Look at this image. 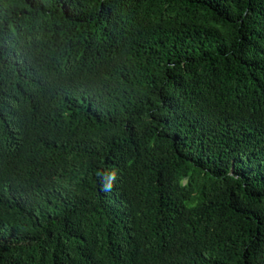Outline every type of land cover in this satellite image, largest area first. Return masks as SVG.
<instances>
[{
    "label": "trees",
    "instance_id": "trees-1",
    "mask_svg": "<svg viewBox=\"0 0 264 264\" xmlns=\"http://www.w3.org/2000/svg\"><path fill=\"white\" fill-rule=\"evenodd\" d=\"M0 264H264V0H0Z\"/></svg>",
    "mask_w": 264,
    "mask_h": 264
}]
</instances>
